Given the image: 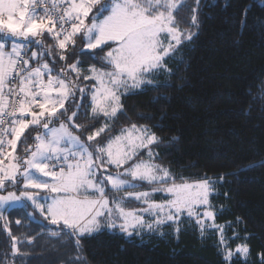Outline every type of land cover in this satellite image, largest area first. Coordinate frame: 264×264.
<instances>
[{
  "label": "snow or ice",
  "instance_id": "6c2138e0",
  "mask_svg": "<svg viewBox=\"0 0 264 264\" xmlns=\"http://www.w3.org/2000/svg\"><path fill=\"white\" fill-rule=\"evenodd\" d=\"M182 3L0 0V192H7L0 194V220L7 222L6 211L25 209L30 202L33 212H28L27 218L48 229L52 238H74L79 251L82 237L98 234L105 227L110 234L119 229L130 238L142 231L155 233L171 223L177 225L178 234L181 217L186 214L195 219L201 236L208 230L217 233L226 264H231L236 255L248 264L249 237L246 235L244 242L232 250L228 240L237 238V234L226 240L225 225L215 223L218 213L210 195L216 194L214 185L223 181V175L219 181L207 177L196 181L180 177L178 181L168 168L156 163L159 153L153 149L160 145L161 138L147 125L133 122L106 142L102 139L110 131V122L123 112L122 97L136 94L146 85L159 87L150 77L167 70L165 59L192 39L194 33H184L177 26L174 13ZM192 25H198L195 14ZM45 37L54 44L45 45ZM8 41L10 50H6ZM78 42L83 47H78ZM109 42L114 47L98 58L101 67H81L80 56L95 60L96 52H103ZM29 51L31 56L25 58ZM46 56L50 60H45ZM71 56L77 59L68 63ZM57 57L64 62L58 71ZM31 61L36 62L35 67ZM82 109L89 121L101 117L105 121L85 139L81 135L92 123H76ZM138 116L144 118L143 114ZM57 121L58 126H54ZM33 131L35 135L31 136ZM29 138L33 143H27ZM18 143L27 144L22 156L17 154ZM142 151L147 158L137 159ZM21 180L19 195L7 191L9 187L16 189ZM138 182L160 186L117 195L139 187ZM156 193L169 198L154 201ZM131 198L144 207L126 208ZM35 211L48 223L37 221ZM145 214L151 219L145 220ZM158 234L165 235L162 231ZM17 243L13 236V257L19 253ZM257 255L259 264H264V252Z\"/></svg>",
  "mask_w": 264,
  "mask_h": 264
},
{
  "label": "trees",
  "instance_id": "16d2710c",
  "mask_svg": "<svg viewBox=\"0 0 264 264\" xmlns=\"http://www.w3.org/2000/svg\"><path fill=\"white\" fill-rule=\"evenodd\" d=\"M193 14L197 26L192 25ZM174 15L182 32L194 33L192 39L166 59L167 70H161L153 82L159 87L146 85L144 90L122 97L123 112L110 122L103 142L133 122L147 125L161 138L153 149L159 153L156 163L168 168L178 181L180 177L219 181L223 175V181L214 185L216 194L210 195L218 213L215 221L226 224L227 234L235 232L241 241L247 235L248 264H259L257 254L264 252V0H199V7L197 0H186ZM44 42L54 44L48 37ZM112 45L97 51L95 60L80 56L81 67H101L98 58ZM78 47L83 45L78 42ZM32 50H37L35 45ZM75 59L71 56L68 63ZM63 63H56L57 71ZM31 64L36 66L35 61ZM87 108L90 112V105ZM76 123H92L81 135L85 139L104 119L89 121L82 109ZM155 124L161 127H153ZM27 143H33L32 139ZM26 146L18 143L17 154L22 156ZM140 158H147L146 152ZM28 212H33L30 203L25 209L6 211L7 222L0 220V264H226L216 235L201 236L190 221L181 223L178 234L171 230L163 236L148 233L129 238L102 229L82 237L78 251L74 238H52L48 229L27 218ZM34 215L43 221L38 211ZM13 236L19 241L15 257ZM231 264H243V258L236 255Z\"/></svg>",
  "mask_w": 264,
  "mask_h": 264
},
{
  "label": "rangeland",
  "instance_id": "374dc122",
  "mask_svg": "<svg viewBox=\"0 0 264 264\" xmlns=\"http://www.w3.org/2000/svg\"><path fill=\"white\" fill-rule=\"evenodd\" d=\"M185 1H186V0H183V2H185ZM106 14H107V13H105V15H106ZM101 18H102V17H101ZM8 43H9V48L6 49V50H10L11 41H10V42L8 41ZM109 43H112V42H109ZM165 43H167L166 40H165ZM111 47H114V44H113ZM177 49H178V48H177ZM107 51H108V50H107ZM107 51H106V52H107ZM171 56H172V55H171ZM171 56H169V57H171ZM166 59H167V58H166ZM166 59H165V61H166ZM165 61H164V63H165ZM157 75H158V74H153V76L150 77V79H152L153 82L156 81V77H157ZM104 123H105V121H104ZM104 123H103V124H104ZM103 124H102V125H103ZM102 125H101V126H102ZM54 126H58V125H54ZM101 126H100V127H101ZM119 132H120V131H119ZM119 132H118L117 134H119ZM117 134L112 135V136H110L109 138L114 137V136H116ZM146 155H147V154H146ZM145 159H146V158H145ZM111 171H115V169H111ZM189 181H196V180H189ZM138 183H139V184H142V183H144V182H138ZM22 185H23V181L21 180V181H20V187H19V188L12 189V190H9V191H16L17 195H19V191H20ZM159 186H160V185H156V184H153V185H149V184H148V185H145V186H139V187H137V188H135V189H125L123 192H121V193H119V194H117V195H119V196H123V195L125 194V192H142V191H151V189H152L153 187H159ZM0 194H2V195H6L7 192L0 193ZM110 194H111V193H110ZM168 198H169V197L167 196V194H164V193H156V194H154L153 197H152V199H153L154 201H157V202H160V201L166 200V199H168ZM27 203H30V202H27ZM125 207L128 208V209H141L142 207H144V205H143L141 202L136 201L134 198H131V199L128 200V202H127V204L125 205ZM150 219H151V218H150L147 214H145V220H150ZM185 221H187V222L190 221V222H192L193 224H195V225L199 228V226L196 224L195 219H189V218H187L186 214H185L184 216L181 217V221H180L178 227L180 228L181 223H183V222H185ZM215 223H216V224H221V223H217L216 221H215ZM222 225H225V229H224V237H225V239L227 240L229 237H232L233 234H227V231H226V224H222ZM176 227H177V225L169 223V224L165 225L163 228L158 229L155 233H159V232H161V231H162L163 233H165L166 231H171V230H174V231H175V228H176ZM104 229H107V228L105 227ZM199 229H200V228H199ZM115 231H118V232H119V229H116ZM148 233H149V232L142 231L140 235L148 234ZM205 233H214V234L216 235L217 243H218V246H219V236L217 235L216 232L211 231V230H208V231H206ZM133 235H135V234H133ZM242 242H244V240L242 239V241H241L239 238H234V239L228 240V247L231 248L232 250H235L236 245L239 244V243H242ZM219 250H220L221 254L223 255V251H224V249H221V248L219 247Z\"/></svg>",
  "mask_w": 264,
  "mask_h": 264
},
{
  "label": "built area",
  "instance_id": "2783aa9c",
  "mask_svg": "<svg viewBox=\"0 0 264 264\" xmlns=\"http://www.w3.org/2000/svg\"><path fill=\"white\" fill-rule=\"evenodd\" d=\"M41 14H43L42 12H41ZM30 52V51H29ZM29 52L27 53V56L25 57V58H28L29 57Z\"/></svg>",
  "mask_w": 264,
  "mask_h": 264
},
{
  "label": "bare ground",
  "instance_id": "6f19581e",
  "mask_svg": "<svg viewBox=\"0 0 264 264\" xmlns=\"http://www.w3.org/2000/svg\"><path fill=\"white\" fill-rule=\"evenodd\" d=\"M31 48H32V46H31ZM29 57H30V52H29Z\"/></svg>",
  "mask_w": 264,
  "mask_h": 264
},
{
  "label": "crops",
  "instance_id": "0c3cea01",
  "mask_svg": "<svg viewBox=\"0 0 264 264\" xmlns=\"http://www.w3.org/2000/svg\"><path fill=\"white\" fill-rule=\"evenodd\" d=\"M10 42V41H9ZM8 45H9V43H8Z\"/></svg>",
  "mask_w": 264,
  "mask_h": 264
}]
</instances>
